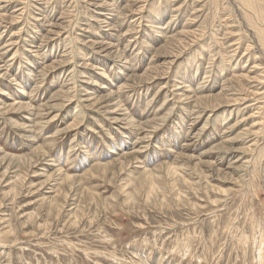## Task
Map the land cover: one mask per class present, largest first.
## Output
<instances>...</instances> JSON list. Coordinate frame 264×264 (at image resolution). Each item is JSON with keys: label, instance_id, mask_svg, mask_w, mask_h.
I'll return each instance as SVG.
<instances>
[{"label": "rangeland", "instance_id": "obj_1", "mask_svg": "<svg viewBox=\"0 0 264 264\" xmlns=\"http://www.w3.org/2000/svg\"><path fill=\"white\" fill-rule=\"evenodd\" d=\"M251 1L0 0V264H264Z\"/></svg>", "mask_w": 264, "mask_h": 264}, {"label": "bare ground", "instance_id": "obj_2", "mask_svg": "<svg viewBox=\"0 0 264 264\" xmlns=\"http://www.w3.org/2000/svg\"><path fill=\"white\" fill-rule=\"evenodd\" d=\"M247 1V0H246ZM253 1V0H252ZM251 1V2H252ZM244 3V2H243ZM246 4V3H245ZM262 5V4H261ZM259 3H256V1L254 2V5L252 6L253 7V10L255 9V11H260V12H262V13H264V5L263 6H261ZM246 7V6H245ZM258 13V12H257ZM256 15V14H255ZM258 15H260L259 13H258ZM247 16H249V14H247ZM264 16V15H263ZM251 17V16H250ZM260 19H261V21H263L264 22V18H261V16H260ZM252 22V24H253V27L255 28V30H256V32H257V34H258V36H259V38H260V40L261 41H263V37H264V26H261V24L258 26V24H256L254 21H251ZM259 23V22H258ZM262 23V22H261ZM262 25H264V24H262ZM264 46V45H263ZM71 80V79H70ZM264 95V94H263ZM262 96V95H261ZM263 98V97H262ZM262 98H260V99H262Z\"/></svg>", "mask_w": 264, "mask_h": 264}]
</instances>
